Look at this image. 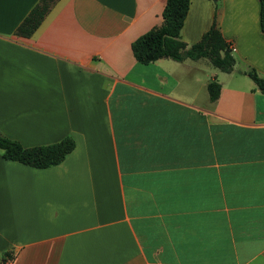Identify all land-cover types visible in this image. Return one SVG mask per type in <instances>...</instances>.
I'll return each mask as SVG.
<instances>
[{"label": "crops", "instance_id": "obj_1", "mask_svg": "<svg viewBox=\"0 0 264 264\" xmlns=\"http://www.w3.org/2000/svg\"><path fill=\"white\" fill-rule=\"evenodd\" d=\"M39 1L0 0V130L75 148L47 168L0 149V264H264L260 1L189 0L181 39L216 21L230 72L137 61L167 0H57L16 34Z\"/></svg>", "mask_w": 264, "mask_h": 264}, {"label": "trees", "instance_id": "obj_2", "mask_svg": "<svg viewBox=\"0 0 264 264\" xmlns=\"http://www.w3.org/2000/svg\"><path fill=\"white\" fill-rule=\"evenodd\" d=\"M56 1L40 0L20 23L15 33L30 37ZM259 1L260 22L264 31V0ZM188 8L189 0H167L162 25L149 30L132 43V50L137 61L149 64L165 57L177 61L187 58L192 60L208 58L222 71H232L236 58L231 44L223 37L216 21L200 41L188 45L181 39V29ZM247 74L254 80L257 88L264 93V77L254 68H250ZM207 88L210 100H217L221 94V84L217 80H212ZM74 148L75 140L71 136L51 144L25 147L0 130V149L3 150V157L36 168H47L61 163Z\"/></svg>", "mask_w": 264, "mask_h": 264}, {"label": "rangeland", "instance_id": "obj_3", "mask_svg": "<svg viewBox=\"0 0 264 264\" xmlns=\"http://www.w3.org/2000/svg\"><path fill=\"white\" fill-rule=\"evenodd\" d=\"M208 60H209L208 58H202L200 61V65L203 66V68H205L206 70H208L209 68H217L210 62V60L209 61Z\"/></svg>", "mask_w": 264, "mask_h": 264}, {"label": "built area", "instance_id": "obj_4", "mask_svg": "<svg viewBox=\"0 0 264 264\" xmlns=\"http://www.w3.org/2000/svg\"><path fill=\"white\" fill-rule=\"evenodd\" d=\"M233 49V47H232ZM4 264H11V260L6 261Z\"/></svg>", "mask_w": 264, "mask_h": 264}]
</instances>
